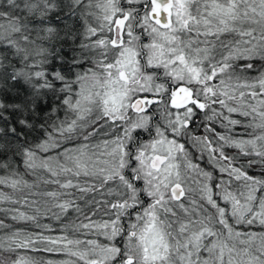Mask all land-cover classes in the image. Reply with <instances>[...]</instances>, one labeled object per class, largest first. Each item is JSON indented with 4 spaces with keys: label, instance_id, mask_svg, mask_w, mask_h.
Listing matches in <instances>:
<instances>
[{
    "label": "snow or ice",
    "instance_id": "snow-or-ice-1",
    "mask_svg": "<svg viewBox=\"0 0 264 264\" xmlns=\"http://www.w3.org/2000/svg\"><path fill=\"white\" fill-rule=\"evenodd\" d=\"M0 264H264V0H0Z\"/></svg>",
    "mask_w": 264,
    "mask_h": 264
}]
</instances>
